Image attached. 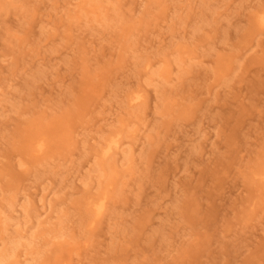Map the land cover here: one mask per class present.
<instances>
[{"label":"rangeland","instance_id":"1","mask_svg":"<svg viewBox=\"0 0 264 264\" xmlns=\"http://www.w3.org/2000/svg\"><path fill=\"white\" fill-rule=\"evenodd\" d=\"M260 15L0 0V264H264Z\"/></svg>","mask_w":264,"mask_h":264},{"label":"bare ground","instance_id":"2","mask_svg":"<svg viewBox=\"0 0 264 264\" xmlns=\"http://www.w3.org/2000/svg\"><path fill=\"white\" fill-rule=\"evenodd\" d=\"M258 22H260L261 24L264 23V15H260ZM142 97L143 95L140 92H137L131 97L130 101L133 104H136L142 99ZM119 134L120 133L118 132L115 135H111L109 138L106 139L100 151V155L102 159L107 158L112 152L115 151L116 148L119 147L120 145ZM46 147H47V142L45 141V139L39 138L33 145L34 155L38 157L41 156L45 152ZM261 174H263L264 176V172ZM106 199H107L106 191H103L96 196L90 197L89 200L87 201V207L89 209L94 210V214L97 218H99L103 213L104 207L106 205ZM5 256L6 254L4 253V251H0V263L3 261Z\"/></svg>","mask_w":264,"mask_h":264}]
</instances>
